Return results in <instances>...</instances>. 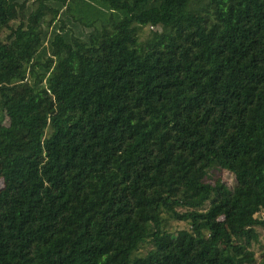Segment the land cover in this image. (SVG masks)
Returning a JSON list of instances; mask_svg holds the SVG:
<instances>
[{
	"label": "trees",
	"instance_id": "trees-1",
	"mask_svg": "<svg viewBox=\"0 0 264 264\" xmlns=\"http://www.w3.org/2000/svg\"><path fill=\"white\" fill-rule=\"evenodd\" d=\"M0 115V264H264V0H0Z\"/></svg>",
	"mask_w": 264,
	"mask_h": 264
},
{
	"label": "rangeland",
	"instance_id": "rangeland-1",
	"mask_svg": "<svg viewBox=\"0 0 264 264\" xmlns=\"http://www.w3.org/2000/svg\"><path fill=\"white\" fill-rule=\"evenodd\" d=\"M161 29L159 27H152V26H140L139 27V35L143 41H148L151 40L154 37V33L157 31H160ZM5 38V34H4ZM8 120L5 118L3 121L1 120V115H0V125L1 124H7ZM212 174V179L213 181H216L218 179L223 180L228 186L233 188L235 186L236 180L233 174H231L228 171H223L220 169H214L211 171ZM4 188V183L3 181H0V190ZM264 214V213H263ZM189 228V225L185 222H177V221H172V224L170 226V229L175 233V236L178 237V234L186 229ZM260 236L262 238V244H264V239H263V231L261 229H258ZM153 248V244L147 242L144 246H142L139 255H145L150 249ZM254 249H256L257 256L260 257L261 255V247L259 244L254 246ZM260 260V258H259Z\"/></svg>",
	"mask_w": 264,
	"mask_h": 264
}]
</instances>
